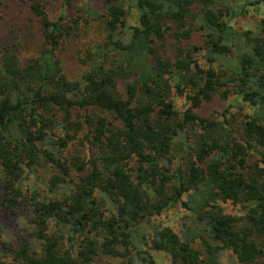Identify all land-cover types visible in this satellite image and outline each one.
I'll list each match as a JSON object with an SVG mask.
<instances>
[{"label":"trees","instance_id":"16d2710c","mask_svg":"<svg viewBox=\"0 0 264 264\" xmlns=\"http://www.w3.org/2000/svg\"><path fill=\"white\" fill-rule=\"evenodd\" d=\"M45 1L0 0V234L27 210L32 240L0 239V264H155L139 244L171 264H264V18L234 31L222 0H100L75 16L64 0L54 18ZM96 28L70 75L63 52ZM215 106L221 121L204 116ZM177 204L190 226L147 243L141 225Z\"/></svg>","mask_w":264,"mask_h":264},{"label":"rangeland","instance_id":"374dc122","mask_svg":"<svg viewBox=\"0 0 264 264\" xmlns=\"http://www.w3.org/2000/svg\"><path fill=\"white\" fill-rule=\"evenodd\" d=\"M64 0H47V12L48 16L50 17H58V15L63 11ZM83 2L92 3L97 10L100 8V0H73L74 8L71 11L67 10L65 11V15L67 14L75 16L76 15V8L80 7ZM222 2L227 5L231 10H233V13H235V16L230 20V26L234 31L242 32V31H256L257 25L259 20L264 18V8L261 4L259 5H253L251 2H254V0H222ZM27 13V12H25ZM29 14V13H27ZM137 14L132 9L130 10V16L128 19V23L130 26L137 25ZM101 23L99 21L95 22V25H100ZM87 28V27H85ZM101 30V28H100ZM99 29H95L88 34V38L81 36L79 39H75V44L73 47L68 46L66 50L63 52V58L64 61L69 60V69L68 72L72 76H77L80 72V68H83L82 64L79 61L80 57V51H84L89 47V43L87 42L88 39H90L91 42L97 40L96 37L100 36L101 38L103 35H101V31ZM92 38V40H91ZM193 38H195L196 41L199 43L197 35L193 34ZM27 45L24 46L21 50V54L23 56H28V54L31 52V49H28L30 43L34 44L29 38L26 40ZM15 42V41H14ZM24 42V41H23ZM169 54V53H168ZM175 102L177 103V108L180 109L183 106V101L179 98L175 99ZM241 103V100L235 97L229 98L227 103L225 104L228 109H230L231 112L235 113H242L246 111L247 109H243L242 111L239 109V104ZM249 111V110H248ZM204 116L206 118H209L211 120L215 121H221L222 118V112L218 106H215L214 108L208 109L207 112H205ZM74 150V149H73ZM47 178V175L41 178L39 184L37 185L40 194L43 197H50L52 198V195L48 194L46 190L44 189L43 185L41 184V181H45ZM24 190H26V196L29 194L28 187H24ZM1 189H0V200H1ZM183 200H186V197H183ZM227 212L232 215H241V210L234 209L231 206L227 207ZM240 212V213H239ZM27 210H24L20 212L17 216V219L14 222H11L9 218L6 216V213H4V218L6 217V225H5V231H2L0 234V239L7 242L8 244H12L14 246L19 245V239L25 238L28 241H31L28 236V217ZM192 219V215L183 210L178 204L169 208L168 210L164 211L160 216L154 217L150 223L143 224L142 226V233L144 234L145 240L147 243H149V239L152 235V229L157 228L158 226L161 227H170L173 231H175L178 235L182 234V231H185L186 228L190 226ZM196 244H198V241H195ZM141 250H146L149 252L153 258L155 259V264H171L169 262V259L167 255H165L163 252H155L150 249V245H144L139 244ZM197 248H199V245H196ZM136 255L134 252L131 254L132 263L138 264L137 259L135 257ZM223 261L225 264H238V262L235 259H231L229 254H225L223 256ZM127 260V259H126ZM108 262V260H106ZM122 261L120 259H115L112 261L113 264H121Z\"/></svg>","mask_w":264,"mask_h":264}]
</instances>
